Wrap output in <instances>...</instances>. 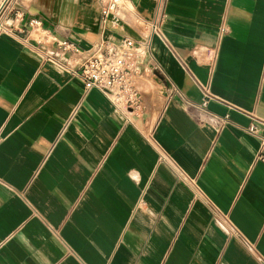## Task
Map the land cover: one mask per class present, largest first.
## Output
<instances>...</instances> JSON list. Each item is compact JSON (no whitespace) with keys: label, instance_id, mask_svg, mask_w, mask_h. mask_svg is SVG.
Segmentation results:
<instances>
[{"label":"crops","instance_id":"1","mask_svg":"<svg viewBox=\"0 0 264 264\" xmlns=\"http://www.w3.org/2000/svg\"><path fill=\"white\" fill-rule=\"evenodd\" d=\"M18 8L0 34V264H264V0ZM124 39L136 112L75 73Z\"/></svg>","mask_w":264,"mask_h":264},{"label":"built area","instance_id":"2","mask_svg":"<svg viewBox=\"0 0 264 264\" xmlns=\"http://www.w3.org/2000/svg\"><path fill=\"white\" fill-rule=\"evenodd\" d=\"M128 0H99L103 21L108 16L124 8ZM20 0H0V34L19 30L23 12L18 8ZM32 27H41L42 22L33 18L29 21ZM153 33L160 32V23L150 24ZM62 52L75 51L77 45L70 41L59 42ZM146 44H141L139 55L145 54ZM135 42L124 39L120 45L110 41H101L93 52L79 65L75 73L82 78L85 90L99 89L115 107L127 112H136L141 108V91L138 80L142 70L138 64V51H135ZM208 90L205 89L204 105L207 104ZM252 132H257L253 125Z\"/></svg>","mask_w":264,"mask_h":264}]
</instances>
